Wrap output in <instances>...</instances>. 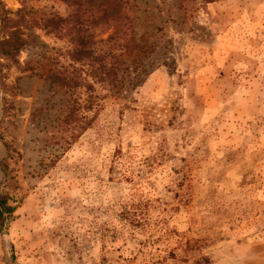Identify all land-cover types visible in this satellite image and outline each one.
Returning <instances> with one entry per match:
<instances>
[{"label":"rangeland","instance_id":"374dc122","mask_svg":"<svg viewBox=\"0 0 264 264\" xmlns=\"http://www.w3.org/2000/svg\"><path fill=\"white\" fill-rule=\"evenodd\" d=\"M1 1L91 19L129 71L94 85L93 123L64 152L49 139L60 91L22 75L0 93L16 152L0 264H264V0ZM30 33L20 63H68L66 38Z\"/></svg>","mask_w":264,"mask_h":264},{"label":"trees","instance_id":"16d2710c","mask_svg":"<svg viewBox=\"0 0 264 264\" xmlns=\"http://www.w3.org/2000/svg\"><path fill=\"white\" fill-rule=\"evenodd\" d=\"M196 1L208 4L213 0H180L179 5L184 2L185 5L194 4ZM25 3L22 1L20 8L11 12L0 0V93L2 96H13L18 89L16 81L22 75L42 79L60 91L65 96V103L57 109L49 139L58 147V151L64 152L93 123L100 100L94 85L99 84L110 91L117 90L129 67L119 54L112 51V45H107L117 38L116 33L105 40L94 41L92 34L84 28L91 19L70 16L62 18ZM33 29L66 38L71 45L66 54L68 63L62 65L57 59L48 56L29 58L20 63V52L37 44L36 36L30 33ZM102 45L107 48L103 49ZM10 69L19 73L13 83L5 82ZM80 109L83 112H78ZM12 115V106L3 97L0 98V146L3 150L0 158V184L15 188V182H12L13 178L8 171V161L13 159L16 152L13 143L4 139L1 132L4 120ZM34 116L32 112L30 118ZM57 158L58 155L53 156L49 164L53 165ZM10 201L7 193H0V229L15 210V205ZM120 217L128 219L129 215L122 210Z\"/></svg>","mask_w":264,"mask_h":264}]
</instances>
